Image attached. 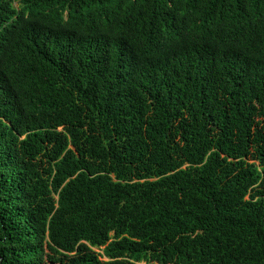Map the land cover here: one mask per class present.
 I'll return each mask as SVG.
<instances>
[{
    "label": "trees",
    "instance_id": "trees-1",
    "mask_svg": "<svg viewBox=\"0 0 264 264\" xmlns=\"http://www.w3.org/2000/svg\"><path fill=\"white\" fill-rule=\"evenodd\" d=\"M142 262L264 264V0H0V264Z\"/></svg>",
    "mask_w": 264,
    "mask_h": 264
},
{
    "label": "rangeland",
    "instance_id": "rangeland-1",
    "mask_svg": "<svg viewBox=\"0 0 264 264\" xmlns=\"http://www.w3.org/2000/svg\"><path fill=\"white\" fill-rule=\"evenodd\" d=\"M97 252V250H95ZM102 261H104L105 259H101ZM141 264H145L144 262H142Z\"/></svg>",
    "mask_w": 264,
    "mask_h": 264
}]
</instances>
